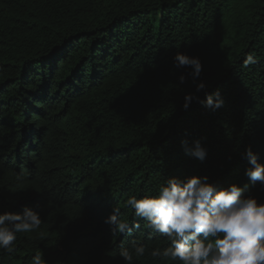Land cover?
Here are the masks:
<instances>
[{"label": "trees", "instance_id": "trees-1", "mask_svg": "<svg viewBox=\"0 0 264 264\" xmlns=\"http://www.w3.org/2000/svg\"><path fill=\"white\" fill-rule=\"evenodd\" d=\"M177 52L200 59L198 77ZM216 90L223 106L205 107ZM247 147L264 164V0H0V212L42 220L0 264L36 251L47 264H125L132 240L147 249L134 264H179L151 257L168 242L144 221L113 235L106 218L120 206L131 221L129 196L193 174L264 201Z\"/></svg>", "mask_w": 264, "mask_h": 264}, {"label": "clouds", "instance_id": "clouds-1", "mask_svg": "<svg viewBox=\"0 0 264 264\" xmlns=\"http://www.w3.org/2000/svg\"><path fill=\"white\" fill-rule=\"evenodd\" d=\"M173 63L176 67H191L190 75L196 78L202 71L198 57L177 52ZM257 57L249 52L245 55V68L255 65ZM185 77L181 75L182 84ZM204 82L196 84V90L206 88ZM196 97L186 93L183 107L187 109ZM205 107L218 109L224 100L218 90L206 94ZM182 145L187 154L203 160L206 149L194 141L189 147ZM250 167L245 175L253 182L264 186V164L251 147L245 149ZM131 210L133 219L121 215V207L113 206L105 220L113 235L124 233L131 236L134 230L143 227L166 238L168 246L155 248L151 257L179 261V264H264V201L231 183L220 187L209 182L208 177L190 175L186 178L170 177L160 184L154 194L145 193L139 198L129 196L123 205ZM42 223L40 213L25 206L22 211L0 212V249L12 253L18 233L36 231ZM147 249L137 240L131 241V250L121 247L119 255L125 264H134L135 257L144 256ZM31 264H47L42 251H36Z\"/></svg>", "mask_w": 264, "mask_h": 264}]
</instances>
